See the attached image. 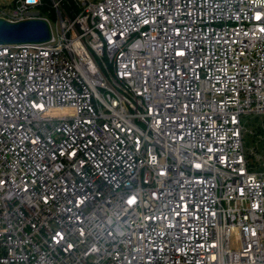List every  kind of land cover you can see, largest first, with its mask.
I'll list each match as a JSON object with an SVG mask.
<instances>
[{
    "label": "built area",
    "instance_id": "1",
    "mask_svg": "<svg viewBox=\"0 0 264 264\" xmlns=\"http://www.w3.org/2000/svg\"><path fill=\"white\" fill-rule=\"evenodd\" d=\"M0 20L50 30L0 47V264H264V0Z\"/></svg>",
    "mask_w": 264,
    "mask_h": 264
},
{
    "label": "water",
    "instance_id": "2",
    "mask_svg": "<svg viewBox=\"0 0 264 264\" xmlns=\"http://www.w3.org/2000/svg\"><path fill=\"white\" fill-rule=\"evenodd\" d=\"M49 40V27L42 20H31L17 24L0 20V47L27 43H45Z\"/></svg>",
    "mask_w": 264,
    "mask_h": 264
},
{
    "label": "rangeland",
    "instance_id": "3",
    "mask_svg": "<svg viewBox=\"0 0 264 264\" xmlns=\"http://www.w3.org/2000/svg\"><path fill=\"white\" fill-rule=\"evenodd\" d=\"M92 1H97V0H92ZM43 16H47L45 12H42ZM242 123L245 125L246 129L248 130H254L256 128L257 120L253 116H244L242 118ZM253 142L251 138L249 137V141L247 143V148L253 147Z\"/></svg>",
    "mask_w": 264,
    "mask_h": 264
}]
</instances>
